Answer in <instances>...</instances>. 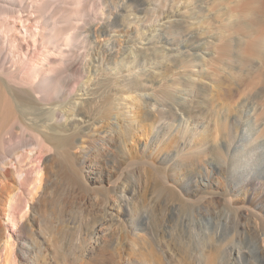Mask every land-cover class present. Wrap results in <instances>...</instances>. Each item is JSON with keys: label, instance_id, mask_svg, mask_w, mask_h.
Returning a JSON list of instances; mask_svg holds the SVG:
<instances>
[{"label": "bare ground", "instance_id": "bare-ground-1", "mask_svg": "<svg viewBox=\"0 0 264 264\" xmlns=\"http://www.w3.org/2000/svg\"><path fill=\"white\" fill-rule=\"evenodd\" d=\"M199 1L0 0V264L115 259L123 217L133 214L121 126L130 124L127 97L136 94L125 71L153 83L154 58L147 56L154 54L146 49L154 24L183 27ZM224 1L231 19L220 25V41L251 42L228 36L238 26L253 35L264 30V0ZM253 72L242 73L249 84L258 77ZM145 100L146 112L162 109L150 95ZM98 103L101 110L89 114Z\"/></svg>", "mask_w": 264, "mask_h": 264}, {"label": "rangeland", "instance_id": "rangeland-1", "mask_svg": "<svg viewBox=\"0 0 264 264\" xmlns=\"http://www.w3.org/2000/svg\"><path fill=\"white\" fill-rule=\"evenodd\" d=\"M192 5L188 25L154 24L153 83L125 71L136 94L121 126L133 214L109 264H264V30L238 26L228 36L253 41L222 42L227 2ZM257 70L249 84L243 74ZM146 95L162 109L146 112ZM61 242L69 256L70 240Z\"/></svg>", "mask_w": 264, "mask_h": 264}]
</instances>
